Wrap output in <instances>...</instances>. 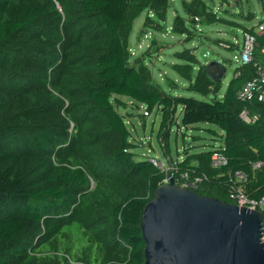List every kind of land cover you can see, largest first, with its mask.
<instances>
[{
  "label": "trees",
  "instance_id": "16d2710c",
  "mask_svg": "<svg viewBox=\"0 0 264 264\" xmlns=\"http://www.w3.org/2000/svg\"><path fill=\"white\" fill-rule=\"evenodd\" d=\"M66 1L0 0V62L6 59L2 48L11 44L16 36H26L56 26L59 30H67L61 28V24L64 27L65 22L69 21ZM134 1H79L81 11L98 20L103 35L99 39L104 41L100 42V48L93 51V61L89 64L93 65V70H85L87 78L84 90L79 92L82 97L80 103H84L83 106L88 107L90 112L100 114L99 123L106 127V139L99 140V144L107 151L112 165L124 171L126 177L101 182L93 176L90 167L78 158H68L65 165L57 158L56 151L63 147L65 140L43 123L49 117L53 118V112L44 110L54 108V104L60 102L59 97L68 104L76 105L68 90L58 85L49 88L31 86L22 90L20 96L0 93V264H56L51 260L31 261L27 251L21 262V257L9 256L6 251L9 248H22L27 240L41 236L44 237L41 240L50 241L61 233L65 224L74 219L81 222L79 215L82 213L87 214V222L82 223L92 232V225L102 222L110 233L104 264H145L146 243L141 220L145 207L163 186L165 174L151 159L135 153L142 146L133 143L135 139L122 113L127 109V102L122 98L129 99L136 107L144 106L148 115L156 111L161 115L158 139L167 132L171 115L179 109L182 124L178 121L175 123L179 129L181 125L187 129L204 123L214 125L222 132V151L229 159L227 167L217 170L211 167L213 151L196 153L174 164L178 171L177 176L174 174L175 178L184 172H189L192 179L206 176L203 188L196 191L200 196L230 204L226 199L219 198V193H225L230 200L227 193L228 173L240 170L250 174L251 162L264 161V105L257 101L253 104L252 107H256L261 114V119L253 125L244 123L239 117L244 106L238 101L237 93L249 77L251 68H243L242 77L233 79L221 98L202 101L166 95L159 86L148 82L143 72L130 64L121 31ZM138 1L143 8L159 13L166 9L169 0ZM197 4L205 8L202 1ZM186 10L189 16H197V12L190 7H186ZM83 37L80 39L84 40ZM39 40L48 44L44 37ZM90 40L95 42L93 35ZM72 42L79 43L73 32L67 34L63 44L56 46L51 43V46L59 48ZM29 47L23 49V58L42 72L46 52L38 56ZM61 51L68 52L65 48ZM22 64H11L12 70ZM72 67L69 62L67 75L74 78L78 76L75 70L80 67ZM204 70L199 84H193L195 91L201 94H207L213 87ZM81 83L78 82V85ZM46 102H50L52 107L45 106ZM64 118L75 126L72 110ZM2 129L10 131L9 134L2 132ZM15 132L26 136L19 142L13 141L10 135ZM211 132L216 135L215 131ZM72 138L75 139L74 136ZM196 160H200L201 165L191 167L190 162ZM25 164L34 169L36 179L32 183L21 173V166ZM92 183H97L94 189ZM252 189H258L251 194L253 197L264 196V168L254 179ZM41 228H44V232Z\"/></svg>",
  "mask_w": 264,
  "mask_h": 264
},
{
  "label": "rangeland",
  "instance_id": "374dc122",
  "mask_svg": "<svg viewBox=\"0 0 264 264\" xmlns=\"http://www.w3.org/2000/svg\"><path fill=\"white\" fill-rule=\"evenodd\" d=\"M79 1H66L69 21L65 22L64 27L61 24V28L68 31L59 30L57 26L47 28L26 36H16L11 44L2 48L6 59L0 62V93L20 96L22 90L31 86L49 88L58 85L61 89L68 90L76 105L71 102L68 104L62 97H59L60 102L55 103L54 108L50 102L45 103V106L54 110H44L53 112V118L49 117L43 123L65 140L63 147L56 151L57 158L65 165L68 158L76 157L90 167L98 181H117L127 174L118 166L112 165L113 161L108 159L107 151L99 144V140L106 139V127L99 123L100 114L90 112L88 107L83 106L84 103H80L82 97L79 92L84 90L87 78L85 70H93V65L89 64L93 61V51L102 46L99 38L103 35L98 20L86 16L81 11ZM198 1H202L205 8L198 5ZM186 7L196 11L197 16H189ZM262 20L263 11L258 0H169L166 9L159 13L143 8L135 0L121 35L128 50L130 64L143 72L148 82L159 86L169 96L208 101L216 96H224L236 73L235 57L240 51L235 46L242 45L245 30ZM70 31L75 33L79 43L60 45L59 48L51 46V43L56 46L63 44ZM82 35L84 40L80 39ZM92 35L95 42L90 40ZM40 37H44L48 44L40 43ZM27 46L37 52L38 56L41 52H46L43 55L46 60L42 72L23 58L22 52ZM63 48L68 52H62ZM19 62L23 64L12 70L11 64ZM69 62L73 69L80 67L75 70L78 76L74 78L67 75V71H70V68L66 69ZM210 62L220 63L226 69V74L220 83H212L213 87L207 94H201L195 91L193 84H199L201 74ZM78 82L82 83L78 85ZM122 99L127 102V109L122 113L126 116V125L135 139L133 143L138 147L142 146L135 153L161 162L165 178L173 174L177 176L173 168L176 162L184 161L196 153H207L222 144V132L214 125L201 123L187 129L182 125L180 129L175 126L177 121L182 124L180 109L171 115L169 129L158 139L162 125L161 115L157 111L148 115L144 106L136 107L129 99ZM70 110L73 111L75 126L64 118ZM211 131H215L216 135ZM2 132L9 134L10 131L2 129ZM10 136L13 141L19 142L26 135L16 133ZM200 165V160L190 162L191 167ZM20 170L28 182L32 183L36 179L34 169L29 164L21 166ZM96 185L97 183H92V189ZM219 198L231 202L225 193H219ZM79 217L81 222L74 219L65 224L61 233L50 241L41 240L44 238L41 236L27 240L22 248H9L6 253L15 258L21 257V262L27 251L30 256L28 259L36 262L51 260L56 264H104V252L111 240L109 231L105 230L101 222L92 225V232L82 223L87 222V214L82 213ZM41 230L44 232V228Z\"/></svg>",
  "mask_w": 264,
  "mask_h": 264
},
{
  "label": "water",
  "instance_id": "95a60500",
  "mask_svg": "<svg viewBox=\"0 0 264 264\" xmlns=\"http://www.w3.org/2000/svg\"><path fill=\"white\" fill-rule=\"evenodd\" d=\"M204 74L220 83L226 69L210 62ZM169 183L145 207V264H264V217Z\"/></svg>",
  "mask_w": 264,
  "mask_h": 264
},
{
  "label": "built area",
  "instance_id": "2783aa9c",
  "mask_svg": "<svg viewBox=\"0 0 264 264\" xmlns=\"http://www.w3.org/2000/svg\"><path fill=\"white\" fill-rule=\"evenodd\" d=\"M263 11V20L256 26L244 31V39L242 45L238 44L235 47L240 51V54L235 57V64L237 65L234 79L242 77V70L245 67L251 68L249 77L244 80L241 88L237 93V99L243 104L239 117L248 124L253 125L261 119V114L256 107H252L257 101L264 105V0H258ZM233 47V46H229ZM218 98V97H216ZM223 144L215 147L212 155L211 167L213 169H222L229 165V159L222 151ZM152 160L159 169H162L161 162ZM176 173L175 167L173 166ZM250 174L244 171L237 170L228 173L227 193L231 200L230 204L240 208H247L252 211L260 212L264 217V196L255 198L251 194H255L258 189H252L253 181L258 173L264 168V161L257 160L250 163ZM164 171V170H163ZM174 176V174L172 175ZM206 176H196L191 178L189 172L180 174L175 178V185L188 189L196 193L203 188V181ZM169 183V178H165L163 185ZM264 242V232H263Z\"/></svg>",
  "mask_w": 264,
  "mask_h": 264
}]
</instances>
